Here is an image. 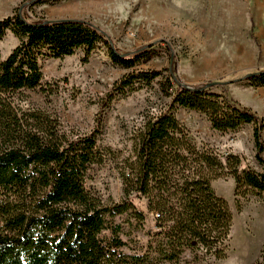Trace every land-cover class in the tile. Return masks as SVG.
<instances>
[{"label": "trees", "instance_id": "16d2710c", "mask_svg": "<svg viewBox=\"0 0 264 264\" xmlns=\"http://www.w3.org/2000/svg\"><path fill=\"white\" fill-rule=\"evenodd\" d=\"M11 31L19 40L0 60V264H160L174 263L190 250L196 259H224L233 224L228 202L211 181L235 180L236 194L252 192L264 200V172L243 166V158L224 159L212 147L198 146L179 120V107L205 114L213 129L236 131L253 126L255 157L264 165V118L231 97L227 82L197 86L183 83L173 70H133L115 81L99 99L94 127L69 132L60 118L21 105L19 93L43 85L41 60L84 51L88 61L100 47L113 62L133 68L148 52L120 54L112 39L94 23L77 18L29 20L16 8L0 20V39ZM245 79L264 85V70ZM158 82L168 99L146 108L132 121V149L101 148L105 110L128 91ZM115 161L125 199L105 204L86 185L92 165ZM143 199L145 211L136 201ZM143 221L153 214L159 231L142 254L123 251L116 216ZM251 264H264V246Z\"/></svg>", "mask_w": 264, "mask_h": 264}, {"label": "rangeland", "instance_id": "374dc122", "mask_svg": "<svg viewBox=\"0 0 264 264\" xmlns=\"http://www.w3.org/2000/svg\"><path fill=\"white\" fill-rule=\"evenodd\" d=\"M16 8L27 12L29 20H88L108 34L118 53L142 49L150 54L133 68L113 62L104 47L95 49L88 61L82 49L62 58L41 60L43 85L20 92L21 105L60 118L72 134L93 129L99 99L115 81L136 69L161 70L165 75L173 70L189 86L224 80L227 83L215 91L226 90L264 118V85L244 78L264 70V0H0V20ZM18 43V38L8 31L0 39V60ZM167 102L158 82L114 99L105 110L99 146L129 153L132 121L146 108L155 110ZM176 115L198 146L212 147L223 159L228 153L239 154L243 166L264 172V165L255 157L251 124L220 132L196 110L179 107ZM211 183L233 214L226 257L199 260L186 250L179 261L160 264H251L260 257L264 246V200L252 192L237 195L231 176L216 177ZM86 185L105 204L125 199L122 180L111 159L90 167ZM136 203L146 214L144 200ZM154 218L153 214H147L143 221L129 214L114 218L126 242L124 252L142 254L148 250L153 234L160 230Z\"/></svg>", "mask_w": 264, "mask_h": 264}]
</instances>
